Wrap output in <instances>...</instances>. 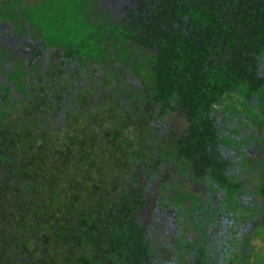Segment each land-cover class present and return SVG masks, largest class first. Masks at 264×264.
<instances>
[{
    "label": "trees",
    "instance_id": "1",
    "mask_svg": "<svg viewBox=\"0 0 264 264\" xmlns=\"http://www.w3.org/2000/svg\"><path fill=\"white\" fill-rule=\"evenodd\" d=\"M19 1L8 0L0 19L15 18ZM49 10L56 24L67 21ZM126 12L108 30L87 21L85 34L58 39L46 67L33 61L39 51L17 60L6 74L13 87L0 80V264H150L153 238L136 216L143 191L122 177L154 139L231 196L241 187L225 174L217 111L228 117L239 99H264V0H137ZM133 45L150 54L131 55ZM100 56L101 80L90 68L83 84L81 66ZM129 68L142 77V106L122 81ZM175 110L188 127L171 149L153 121ZM261 182L264 203V169ZM200 249L195 264H206Z\"/></svg>",
    "mask_w": 264,
    "mask_h": 264
},
{
    "label": "rangeland",
    "instance_id": "2",
    "mask_svg": "<svg viewBox=\"0 0 264 264\" xmlns=\"http://www.w3.org/2000/svg\"><path fill=\"white\" fill-rule=\"evenodd\" d=\"M7 1L8 0H0V13L4 11L6 7H8L6 5ZM80 1L81 0H21L18 2L19 4L15 5V7L10 11V14H14L15 18H12L11 20L9 18L0 19V68L2 67V70L0 69V80L9 82L10 86L13 87L14 83L7 80L6 74L13 68L17 60L22 61V65L24 66V64H26V61L32 57L33 53L39 51L40 57L36 58L33 61L35 64L41 67H46L47 55L53 48H55L54 45L57 46L55 43L58 41V39L69 35L70 31L77 32V30H79L77 33L85 34L86 32H88V30H90V25L87 23V21L93 24L95 28L108 30V28H110L111 26H115L118 23L125 22L127 20L126 6H134L136 3V0H90L89 2L85 0V4L81 12L84 22L80 24L81 21L77 19L78 15L75 11V8L80 3ZM49 8L55 10L60 15V17L67 21L56 24L55 18L52 16ZM16 23L20 24V28H16ZM40 29L43 35H48V37L52 40H49L47 37L45 39H37L36 37L42 34L39 33ZM117 52L118 49L114 47L108 50V53L111 55V57L116 55ZM149 54L150 52L144 47L133 45L131 55L143 57ZM99 58L100 60L95 59L96 61L91 58L87 63L81 66L80 70L83 74L81 82L83 84H86L89 78H91L89 74L90 68L96 69L97 73L95 74V78L97 80H101L104 72V58L102 56H100ZM71 70L72 68L67 66L65 70L66 74L68 75ZM141 78L142 77L140 73L129 68L127 76L122 81L127 86L126 88L131 90L133 95H141L140 98L136 100V102H138L142 106L144 102V93L141 88ZM11 95L13 96V98H15L19 95V91L15 90L13 93H11ZM134 102L135 101H133V103ZM133 116L134 118L137 117L134 114ZM163 119L165 120V123H169L170 120H172L181 127H184V124L186 122L185 117L183 118L181 116H175L173 113L165 114ZM61 120L62 119H60V121ZM222 148L224 149L222 150V153L224 154L222 155V158L224 160H229V162L233 161V159L230 160V158L233 156L232 152L228 151L226 146H223ZM253 153L255 154V150L252 151V154ZM257 153L259 157H263L264 149H258ZM238 162L236 161L235 163L238 164ZM242 167L244 168V166ZM161 168L163 171L167 168L166 170L169 175L168 180L173 186H175V188H177V192L180 193L174 194L173 198L175 199L174 201L172 200L173 204L178 200L189 202V204L182 205V208L184 210H180L181 216H184L186 219L185 223H179V226L182 229V234H186L182 238L184 242L181 241L180 238H178L177 240L175 234L172 231L173 226L176 227L177 224L173 225L170 220L164 215H158L157 217H155L152 210L155 203V197H150L149 201L147 198L146 207L140 208L137 211L136 216L138 218V222L143 227H145L150 238L154 237L153 235L155 233L153 232L155 231H166L163 234V247L161 248L163 264H192V262L190 261V255L185 254V261L183 262V258H181L177 252L176 255L173 249L181 246L186 247L185 242L190 243L196 240V237L194 235L191 236L187 234V231L190 232L191 230H193L195 227H197L198 223L202 226L206 225V219L212 220L211 205L213 204L214 199L212 195L209 196V194L207 195L205 193L203 195L192 194V196L187 197L181 196L182 192L187 193L192 191V185H194L193 181H190L187 178V174L191 173L190 170L184 173L186 176L185 180L182 179L181 176L177 173L175 167L165 159H162ZM249 171H238L236 165L235 167L232 165H228L225 170V174L228 178L234 177V179L236 181H240V183L244 187L249 189L252 188L251 192L256 194L255 199H251L248 201L251 203L256 202L257 204H252L251 206L243 205L242 207H239V212L236 213L237 216L239 215L240 222L242 223L246 222L247 216L251 218L257 211V206L259 205V203L261 204V196H257L258 190L255 187H258V183H262V177L259 179V175H254ZM178 175L180 176V178H177ZM168 180L165 181L168 182ZM208 180L209 179L207 178L206 181ZM204 182L205 181H201L202 184H204ZM202 184L199 185H201L200 188L203 192L211 190V185H208V188H206ZM224 191H226L225 197H228L229 189L225 188ZM164 193L171 196L173 191H171L169 187H167ZM236 196L240 197L239 194ZM240 202L241 201H239V203ZM261 207L264 208V205H262ZM236 215L233 214V217L236 218ZM257 219L264 221V213H262V216L260 215ZM199 220L201 222H199ZM208 225L209 224H207L206 226ZM238 225L240 226L241 224ZM206 226L203 227V232L205 234H207ZM251 228L252 230L246 232V229L244 231L243 227L239 230V232L241 233L239 235L237 233L233 234V232H230V237L232 238V240H229L228 244L233 243V248H230V245H227L225 243L220 244V248L217 249L214 254V256L216 257L211 261H207L206 264H217V262L220 260L218 259L217 254L219 258H221L223 255H227L224 258L227 260V263L225 264H238L241 258L242 264L264 263V223H259L255 226L250 227V229ZM201 231V229H197V232L200 234ZM211 240V245L213 246V249L216 250L215 247L219 243L220 239L218 238ZM159 245V240H152L150 242L149 248L152 254L155 253V250ZM170 245H172L173 247L172 250H170L169 248Z\"/></svg>",
    "mask_w": 264,
    "mask_h": 264
},
{
    "label": "flooded vegetation",
    "instance_id": "3",
    "mask_svg": "<svg viewBox=\"0 0 264 264\" xmlns=\"http://www.w3.org/2000/svg\"><path fill=\"white\" fill-rule=\"evenodd\" d=\"M88 2L90 0H87ZM137 1V0H136ZM260 73L264 74V61L261 63L260 66ZM142 83V82H141ZM141 88L143 90V87L141 85ZM144 92V90H143ZM238 107L240 108L239 111H236L234 113H230V116H226L223 114V112L217 111V121L219 123V137L222 140V142L218 143V150L219 153L222 157L224 155L222 153V150H224L222 147L226 146L228 151L232 152V157L230 160L233 159V161L227 160L228 165H232L236 168L238 171H249L252 172L254 175H259V179L262 177L263 179V169H264V155L263 157H259L258 155V149H264V99H261L258 95L254 94L251 95L249 98L239 99L237 101ZM173 113L175 116H181L185 117L183 115H177L178 111H173L170 112ZM170 113H165V114H170ZM164 115L160 118H157L156 120L153 121L155 127H154V132L158 137H164L171 145V149L175 148L179 145V141L182 139V136L184 132H186V128L188 127L187 125V118L185 122V126L181 127L177 125L175 122L170 120L169 123H165L163 119ZM158 129V130H157ZM154 148L152 151L142 159L138 158L137 156L133 158L132 163L129 167L130 172H128L127 169L124 170V175H123V180L127 182H135L138 184L139 189H141L143 192L144 196V204L142 208L146 207V202L147 198L148 201L150 197H155V203L152 208L153 213L155 217L158 215H164L166 216L170 222L173 225V233L175 234V237L180 238L181 241H183V236L186 234H182V229L179 226V223H185L186 219L184 216H181L180 210H184L182 208V205L189 204L187 201H175L173 204L172 200L174 201L175 198H173L174 194H180L177 192V188L173 186L169 179V175L167 173V168L163 171L161 168L162 165V159H165L166 161L170 162L175 169L177 170V173L181 176L182 179H185V172L188 170H184L182 165L180 164V160L176 161L174 158V155H166L169 157H165L161 152H163V149H168L167 143H165L164 147L161 146L160 142L154 139L153 143ZM262 147V148H260ZM255 150V154H252V151ZM238 162L236 164L235 162ZM246 161V162H243ZM244 166V168L242 166ZM227 168V167H226ZM191 173L187 174V178L190 181H193L192 185V191L187 192V193H181V196L187 197V196H192V194H198V195H203L209 194V196H213L214 202L211 205L212 211H211V219H206V225L209 224L208 226L206 225H200L198 223L197 227H195L193 230L190 232L187 231V234L189 235H194L196 237V240L190 243H186V247L190 246V248H185L183 246L181 247H176L173 249L172 245L169 246L170 250H174V253H178L181 258H183V262L185 261V254L190 255V261L192 264H195L197 262V257L200 255L202 258V251H200V248H204V260L205 263L207 261H211L214 259L216 256H214L215 252L217 249L220 248V244H227L230 245V248H233V243H229V240H232L230 237V232L237 233L238 235L241 234L239 232L240 229L244 227V231L246 229V232L252 230L250 227L255 226L259 223H264V221H261L259 216H262V213H264V208L260 207L262 206V203H259V207L257 206V211L253 214L251 218L247 216L246 219V224L240 222L239 215L236 216V218L233 217V212L231 210H226L224 207H222V204L220 201L224 200V195L225 192L224 189L226 188L225 186H221L218 183L213 182L210 184L209 181H206L205 177L206 176H200L198 177L195 172H194V167H189L188 168ZM178 175L177 178H180ZM205 179V180H204ZM261 179V181H262ZM165 180H168L165 181ZM186 180V179H185ZM210 180V179H209ZM229 180H233L235 182H240L236 181L234 177H230ZM201 181H205L204 184L201 183ZM202 184L206 188H208V185H211V190H208L207 192H203L202 189L200 188ZM261 184L258 183V195L261 196L259 193V187ZM169 187L171 191H173L172 195L169 196L164 193L165 189ZM197 187V188H195ZM137 188V187H136ZM239 189V188H238ZM250 190V189H249ZM210 191V192H209ZM240 190H236L234 194H231L228 192V195L230 199L233 198V196L238 195L239 193L236 194V192ZM262 198V196H261ZM236 200H240V197H235ZM246 199V198H245ZM263 201V198H262ZM246 203V206H251L252 204L255 205V202L251 203L246 199L244 201ZM180 203V204H179ZM172 206V207H171ZM242 210V209H241ZM225 211V212H224ZM232 214V215H231ZM235 215V214H234ZM232 216V218H231ZM249 218V219H248ZM258 222H257V221ZM199 222H201L199 220ZM238 224H241L240 226ZM207 227V234L203 232V227ZM201 229V234L197 232V229ZM249 229V230H248ZM154 231V230H153ZM226 231V232H225ZM164 232H153L155 233L152 237L154 241L159 240L160 245L158 248L155 250V253L151 254L150 256V264H163L162 260V252L161 248L163 247V234ZM217 234H216V233ZM196 235H195V234ZM226 233V234H225ZM207 237V239H206ZM220 239L219 243L215 247L216 250L213 249V246L211 245V239ZM151 242V241H150ZM184 242V241H183ZM225 248V247H224ZM176 253V255H177ZM218 253V252H217ZM154 255V256H152ZM209 255V257H208ZM213 255V256H212ZM225 256L223 255L221 258H219L218 254L217 257L220 259L217 263H227V260L224 259ZM208 257V259H207ZM200 258V259H201ZM242 259V258H241ZM241 259L238 264H242ZM180 261V259H179ZM264 264V263H261Z\"/></svg>",
    "mask_w": 264,
    "mask_h": 264
},
{
    "label": "crops",
    "instance_id": "4",
    "mask_svg": "<svg viewBox=\"0 0 264 264\" xmlns=\"http://www.w3.org/2000/svg\"><path fill=\"white\" fill-rule=\"evenodd\" d=\"M255 188L258 189V187H255ZM237 190H240V192L239 191L236 192V194L239 193L240 200H236L235 199L236 196H233V198L230 199V198H228L230 196L225 197V195H224V197L226 199L224 198V200L220 201L221 204H222V207H224L226 210H231L235 215H236L237 212H239V207H242L243 205L246 206V203L244 202L246 199H248V200L255 199V196H256V194L251 192L252 188L249 190V188L244 187L242 184H241V187L239 189H237ZM257 196H260V195L257 194ZM260 199H261L262 205H264V203L262 201V198H260ZM239 201H241V202L239 203ZM255 204H257V203L255 202ZM231 218H232V216H231Z\"/></svg>",
    "mask_w": 264,
    "mask_h": 264
}]
</instances>
